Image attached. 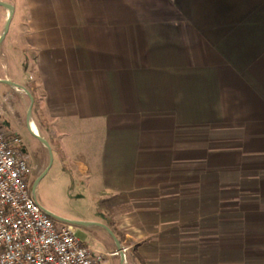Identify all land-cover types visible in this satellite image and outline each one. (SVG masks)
Masks as SVG:
<instances>
[{"label":"crops","instance_id":"crops-1","mask_svg":"<svg viewBox=\"0 0 264 264\" xmlns=\"http://www.w3.org/2000/svg\"><path fill=\"white\" fill-rule=\"evenodd\" d=\"M5 3L32 121L111 198L122 249L264 264V0Z\"/></svg>","mask_w":264,"mask_h":264},{"label":"rangeland","instance_id":"rangeland-1","mask_svg":"<svg viewBox=\"0 0 264 264\" xmlns=\"http://www.w3.org/2000/svg\"><path fill=\"white\" fill-rule=\"evenodd\" d=\"M0 1L15 3V0ZM3 11L4 7L0 6V34L5 32L7 25V21L2 16ZM13 37L14 27L9 28L6 39L0 44V81L8 80L30 91L32 88L29 81L30 73L20 64L12 42ZM7 76L11 80L7 79ZM0 102L3 105L1 120L4 129L22 138L23 149L32 170L29 176L31 193L44 210L66 221L84 223L73 225L77 228L78 238L87 246L104 254L106 264H144L141 258L135 254L130 256L127 251L124 252L125 260L120 254H116L119 252L117 241L108 229L115 237L114 230L117 232L120 244L127 245V243L126 235L120 233L114 223L111 224L113 222L110 213L111 198H101L95 182L92 186H87L86 180L78 177L70 169L72 163L59 153L53 141L45 139L51 147V156L50 150L32 134L28 125V113L31 107L28 94L22 89L0 82ZM31 114L33 116L31 121L41 126V117L37 113L35 104ZM33 121L31 122L33 131L39 134ZM36 182L38 184L34 188Z\"/></svg>","mask_w":264,"mask_h":264},{"label":"built area","instance_id":"built-area-1","mask_svg":"<svg viewBox=\"0 0 264 264\" xmlns=\"http://www.w3.org/2000/svg\"><path fill=\"white\" fill-rule=\"evenodd\" d=\"M2 115L0 102V264H106L75 226L52 218L32 195L22 138L4 129Z\"/></svg>","mask_w":264,"mask_h":264},{"label":"water","instance_id":"water-1","mask_svg":"<svg viewBox=\"0 0 264 264\" xmlns=\"http://www.w3.org/2000/svg\"><path fill=\"white\" fill-rule=\"evenodd\" d=\"M0 6H2V7H4V8H6V9H8L9 10V12H10V15H9V17H8V19H7V25H6V30H5V32L3 33V35L0 37V44L3 42V40L5 39V37H6V35H7V33H8V31H9V28H10V24H11V20H12V16H13V13H14V7L11 5V4H9V3H5V2H1L0 1ZM0 82H2V83H5V84H8V85H10V86H12V87H14V88H17V89H22L23 91H25L27 94H28V96L30 97V99H31V107H30V111H29V113H28V125H29V128H30V130L32 131V134L36 137V138H38L49 150H50V153H51V156H52V151H51V147H50V145H49V143L43 138V137H41L39 134H37V133H35L34 131H33V129H32V126H31V117H32V114H31V112H32V108H33V106H34V103H35V99H34V97L32 96V94L28 91V90H26V89H24L23 87H21V86H19V85H17V84H15V83H13V82H11V81H8V80H4V81H0ZM39 182V181H38ZM38 182H36V184H35V187L34 188H36V186H37V184H38ZM48 213V212H47ZM52 218H54V219H56V220H58V221H61V222H63V223H67V224H71V225H74V224H76V225H83L84 223H77V222H72V221H66V220H63V219H61L60 217H57V216H55V215H52V214H50V213H48ZM108 231L113 235V237L116 239V241H117V245H118V251H119V253H120V255L122 256V258H123V260L125 259V254H124V251H123V249H122V247H121V245H120V243H119V241L117 240V238L115 237V235L113 234V232L110 230V229H108Z\"/></svg>","mask_w":264,"mask_h":264},{"label":"bare ground","instance_id":"bare-ground-1","mask_svg":"<svg viewBox=\"0 0 264 264\" xmlns=\"http://www.w3.org/2000/svg\"><path fill=\"white\" fill-rule=\"evenodd\" d=\"M33 129V128H32ZM35 132V131H34ZM36 133V132H35Z\"/></svg>","mask_w":264,"mask_h":264}]
</instances>
